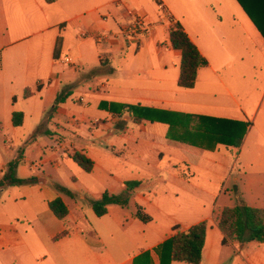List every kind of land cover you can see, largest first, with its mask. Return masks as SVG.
<instances>
[{
    "label": "crops",
    "instance_id": "0c3cea01",
    "mask_svg": "<svg viewBox=\"0 0 264 264\" xmlns=\"http://www.w3.org/2000/svg\"><path fill=\"white\" fill-rule=\"evenodd\" d=\"M13 8L23 11L22 20L9 21L7 13ZM136 15L152 24L139 42L122 37L96 41V35L118 32ZM171 20L184 26L209 62L198 71L193 89L178 85L181 51L170 43ZM97 77L101 84L89 87L91 94L74 95L75 89L88 87L89 79ZM64 89L72 95L48 118L54 127L20 134L32 117L29 106L34 98L38 95L51 103ZM85 97L86 103L74 108ZM109 104L234 119L250 127L239 149L220 145L207 151L169 139L166 124L136 123L131 116L124 118L128 114L111 113ZM14 112L24 113L22 126H14ZM93 112H99L101 119L90 120ZM0 135L10 149H0V181L8 164L19 156L17 176L38 178L37 183L0 187V264H134L146 252L151 264H160L155 248L171 236L172 228L188 229L202 221L208 222V230L200 264H226L222 253L239 242L222 244L224 234L214 212L226 206L207 208L205 198L218 195L202 190L204 195L184 210L178 201L155 196L153 189L158 185L181 189L185 182L196 180L213 184L220 195L238 164L239 175H264L260 144L264 141V37L237 0H18L7 7L0 0ZM45 137L53 143H45ZM39 149L49 151L44 162L57 167L64 159L73 161L75 150L94 162L88 173L73 161L80 169L73 184L81 181L87 193L80 196L74 191L76 198L66 195L76 205L74 211L61 197L69 208L64 220L50 210L49 203L59 196L45 189L47 179L36 175L40 166L30 159ZM117 152L130 164V175L115 178ZM127 180H143L148 188L136 191L128 207L109 205L106 215L96 216L87 196L100 199L105 190L119 194ZM240 180L234 179L237 187ZM90 183H97L93 193ZM41 201L47 206L43 213ZM138 209L152 221L138 219ZM158 221L160 225L155 224ZM246 258L243 263L264 264V253H247Z\"/></svg>",
    "mask_w": 264,
    "mask_h": 264
},
{
    "label": "trees",
    "instance_id": "16d2710c",
    "mask_svg": "<svg viewBox=\"0 0 264 264\" xmlns=\"http://www.w3.org/2000/svg\"><path fill=\"white\" fill-rule=\"evenodd\" d=\"M237 2L264 37V0H237ZM169 35L172 48L181 51L178 85L181 88L193 89L196 85L198 71L207 67L209 62L200 53L180 22L172 23ZM60 43L61 40L58 39L56 56L59 52ZM71 95L72 93L69 90H62L56 97L50 115L52 116ZM106 107L108 111L120 117L128 114L134 118L136 123L146 121L166 124L168 125L169 139L207 151H215L220 145L225 146L227 149H239L250 127V123L245 121L186 114L149 106L109 104ZM23 121V112L13 113L15 127L22 126ZM21 157H17L8 164L7 170L0 181V187L5 185H28L38 182L37 177L19 178L17 176V168L20 165ZM72 159L85 172L90 173L94 168V162L81 151L75 150ZM54 186L59 192L71 198L78 196L70 188L61 184L55 183ZM147 188L148 183L143 180H127L123 192L115 194L105 190L100 199H94L88 195L87 201L96 216L102 217L108 213L109 205L128 207L134 193ZM234 191L239 193L236 185ZM49 208L60 220L66 219L69 215V208L61 197L52 200L49 203ZM214 213L218 227L224 234L222 241L224 246L233 242L241 244L264 243V209L240 203L232 207L226 206L223 209H217ZM135 216L144 223L152 221V217L145 214L141 209L136 211ZM207 230V221H202L188 229H184L181 225H175L172 228L171 236L155 248L160 264H173L174 262L200 264L203 259ZM63 234L67 233L64 232ZM134 264H151L150 253L146 252L136 257Z\"/></svg>",
    "mask_w": 264,
    "mask_h": 264
},
{
    "label": "rangeland",
    "instance_id": "374dc122",
    "mask_svg": "<svg viewBox=\"0 0 264 264\" xmlns=\"http://www.w3.org/2000/svg\"><path fill=\"white\" fill-rule=\"evenodd\" d=\"M12 4H16L18 0H10ZM10 1L8 0H2V4L4 6H10ZM35 7V6H33ZM35 9V8H33ZM22 10H16V8L12 9V13H7L9 21L13 20H22L23 19V14ZM166 17H169L167 13L164 14ZM79 65L77 64V68ZM85 71H89L88 68H85ZM102 78L97 77V78H92L89 79V84L88 87H79V89H75L74 95L76 96H81V95H87L91 94V90L88 88H92L93 86L98 88V86L101 84ZM65 90V89H64ZM108 93V90L103 89V92ZM85 93V94H84ZM36 96V95H35ZM87 98L85 97V102L83 103H75L76 106L74 108H80L82 106L81 104L86 103ZM79 102L82 101V99L78 100ZM35 102V104L33 103ZM29 108L32 111V117L28 119L27 123L25 126L20 129V134H24L25 136H28L29 134H35L36 132L39 133L42 127H49L53 128V123H50L48 121V118L51 117L50 114L53 106L55 104L54 102L48 103L47 101L43 102V99L39 97L38 95L34 98L33 101ZM74 101L71 102L73 104ZM23 105V104H22ZM76 118L81 119V116L79 114H74ZM90 120L94 121L95 118H100L101 119V114L99 112H93L89 115ZM124 118H130L129 115H126ZM38 130V131H37ZM1 136V135H0ZM60 139L59 141H61ZM44 142L48 143L51 145L53 141L45 137ZM262 147L264 148V141L260 143ZM0 149L5 150L6 152L10 151V149H7L4 144V140L1 137L0 138ZM44 150H37L35 155H31L30 159L34 163H37L40 168L38 171H36L37 176H41L45 179H47V183L45 184V189L53 192L54 194L58 195L59 197H62L66 199L70 205V208L74 211L76 209V205L72 203V199L67 197L66 195L62 194L59 192L55 186L54 183L61 184L65 187H68L78 193V195H82L83 193L86 194V190L84 188V184L79 181L78 184H73V180L76 178L77 172H79L80 169H78L77 165L73 163L72 160L69 158L64 159L62 161L61 166L57 167L54 163H48L44 162V160L50 155L49 151L45 150V153H43ZM116 155H118L117 159H115V173L114 176L115 178H121L123 176L130 175L132 172V168L130 164L120 156V152H117ZM233 153L230 151L228 153V156L232 158ZM6 159V158H4ZM234 159V158H233ZM1 161V159H0ZM236 160V157L234 159ZM239 169V164L236 167ZM236 169V172L234 175L230 178L228 182H226L223 193L219 195L218 192L221 190H217V187H215L213 184H210L209 182H203L200 181V183H196L193 180H190L189 182H185V184H182V188H174V187H163L162 185H158L153 189L154 195L158 196L159 198H162V200H170V201H178L181 203V207L184 210H187L191 204L195 203L197 200L196 198L199 197L198 195L203 196L202 190H208L211 194L216 193L218 195L217 199H214L213 195L206 196L205 198H208L207 200V208L210 205L215 204L216 207H224V206H235L240 203H245L251 207H256V208H261L264 209V175H259L257 173H249L247 175L241 174L239 175V171ZM236 177H240L242 181L240 180L238 182V187L240 186L239 193H236L234 191V186L236 182L234 179ZM253 178L254 182L250 183L249 179ZM256 180V181H255ZM41 181L44 183V179H41ZM263 182V183H261ZM246 184V185H245ZM92 186L91 188V193L95 191L97 187V183H90ZM217 190V191H216ZM83 194V195H84ZM90 194V193H89ZM91 195V194H90ZM41 197V196H40ZM41 199V198H40ZM202 199H198L199 202L203 203ZM42 208L40 209V212L43 213V208L47 209V206H45V202L41 201ZM130 210L134 209L133 204L129 207ZM128 208V209H129ZM217 210V209H216ZM137 211V210H136ZM179 215L178 217H180ZM95 223V222H94ZM155 224H161V221H158ZM80 225H83L81 223ZM247 245L243 246V244L239 243L235 247L230 246L229 248L225 249V251L222 253V257L226 259V264H246L243 263V260H246V254H263L264 253V243H258V242H250L246 243Z\"/></svg>",
    "mask_w": 264,
    "mask_h": 264
},
{
    "label": "built area",
    "instance_id": "2783aa9c",
    "mask_svg": "<svg viewBox=\"0 0 264 264\" xmlns=\"http://www.w3.org/2000/svg\"><path fill=\"white\" fill-rule=\"evenodd\" d=\"M173 23V20H171ZM152 29V24L143 16L136 15L130 23L121 26L118 32H106L95 36L98 43L109 42L112 39L122 37L127 40H133L139 42L145 38ZM65 61L72 66L76 64L70 59L66 58Z\"/></svg>",
    "mask_w": 264,
    "mask_h": 264
}]
</instances>
